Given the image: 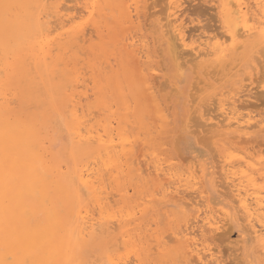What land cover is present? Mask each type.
<instances>
[{
    "label": "rangeland",
    "instance_id": "374dc122",
    "mask_svg": "<svg viewBox=\"0 0 264 264\" xmlns=\"http://www.w3.org/2000/svg\"><path fill=\"white\" fill-rule=\"evenodd\" d=\"M75 1L8 0V2H4L0 0V84H5H1L0 90L3 89L7 93L9 101L7 117L10 122L20 124L21 127L27 126L31 130L36 129L33 138L39 153L45 152V160L49 166L60 167V170L57 171L58 175L66 177L71 182L72 187L77 188V184L74 186L75 182L77 183L74 174L80 169H84L85 172H89L87 170L97 172V176L101 179V182L96 184L99 202L88 190L85 189L87 192L84 189L80 190L82 210L84 211L83 214L88 211L91 216L94 215V218L101 221L102 218L105 221L108 218L112 233H101L95 237L85 236L84 239H80L81 245L75 252L71 253V263L107 264L108 257H111L119 264H197L195 256L193 257L189 253L190 250H188L185 242L186 237H184L187 227L190 228L193 224L191 230L195 231L194 235L187 236L189 240L202 243L205 247L210 248L214 260L220 264H261L257 257L259 255L257 253L258 243L253 234L250 233L251 231L245 228L246 223L238 217L239 211L238 208L236 209L237 204L232 201L225 170L230 169L233 172L236 170L234 173L238 172L237 176L243 177L245 183L249 185V193L260 195L263 193L264 196V167H262L264 166V96H262V94L264 95V74L261 75L262 72L264 73L262 71L264 70L262 69L264 68L262 67L264 66V51L262 50L264 49L261 48V46L264 47V43L256 45L253 41L246 42L242 46L239 45L238 49L235 50L237 47H233L230 40L224 41V37L227 36V26L224 22V13L221 11L223 10V0H178L180 3L178 5H181L178 14L183 20L187 36H191L188 39L190 41L187 40L189 46H192L197 38L201 37L200 35L202 38L204 37V40L207 39L205 37H208V42L211 45H224L225 56L222 58L218 59L219 55L217 54L205 62L202 60L194 62V54L190 50L182 48L172 33V18L169 17L174 7L172 0H132L134 3L132 1L130 3V0H99L98 6L92 9L93 13L85 9L87 1L91 3L93 0ZM122 1H127L128 5ZM52 3L54 5L60 4L61 17L73 15L74 20L72 17H62L63 20H61L58 17L60 15L52 18L54 15L51 11L54 7ZM49 6L52 8L51 10ZM68 6H71V9ZM64 7H67V11ZM186 9H189L190 12ZM40 13L44 15L43 18L48 15V21L53 22V24L52 22L48 23L47 20L41 18V22L44 20L42 23L44 28L50 27L51 30H54L56 25L60 24L58 23L60 19L61 22L65 21L64 24L62 23L66 26L64 30L70 29V41L69 37L66 38L67 34L64 35L63 40L59 36L60 42L55 41L53 43L54 45L50 47L49 55L41 63V67L35 64V49L29 47L32 35L27 29L29 17L37 16ZM255 14L259 17L262 16L261 21L264 22L263 14L259 15V12H255ZM117 16L119 17L117 18ZM55 19L58 21L56 22ZM133 19L134 23H130ZM45 23L47 26L44 25ZM60 32V30L55 33L52 31L50 34L47 31L48 35H44L50 39H55V36L57 37ZM168 33L170 34L168 35ZM12 35L21 38L20 47L15 45ZM221 35L222 40L220 39ZM118 39L120 40L118 41ZM226 39L228 38L226 37ZM74 47L75 49H73ZM259 49L263 53L259 52ZM188 53H190V57ZM187 56L189 59L186 58ZM257 59L259 62L261 61V64ZM8 64L13 66H8ZM217 64L218 66H216ZM215 67H217V71ZM194 69L195 71H193ZM246 75L248 76L247 80L245 79ZM62 78L64 79L62 80ZM165 78H167V83ZM261 80L263 81L262 84L258 82ZM258 83L261 85H258L260 87L257 86ZM160 88L166 89L160 90ZM238 94L239 97H237ZM221 101L237 106L240 116H244L245 120L253 119L250 123L251 125L256 124V127H249L250 129L243 127L237 131L238 129L232 126L231 129L223 121V115H218L222 114L220 112ZM1 102L3 100L0 99ZM212 103H215V106ZM87 105L88 107H86ZM73 110H76L77 114H81L78 117L84 135L92 131L91 133L95 135H104L105 140L113 138L116 145L125 139L127 140L125 150L127 153L119 152L122 147H117L113 151L110 150L111 157L108 152L98 151L94 144L92 146L78 145L71 130L73 127ZM205 110H208L209 113L208 111L204 112ZM67 111L70 114L67 113L66 115ZM194 115L195 117H193ZM215 116L217 117L216 120ZM61 117L64 119L63 122L62 119H59ZM52 119L54 120L52 121ZM219 119L225 124H222ZM211 122L213 126L210 125ZM202 124L205 128L201 126ZM217 125H221V127L219 128ZM222 125L226 126L222 127ZM235 130L245 133L246 137H243L245 142L233 138L236 135ZM241 143L243 144L240 145ZM103 156L104 158H102ZM110 157L117 160L119 168L114 165L105 166V162ZM229 164L231 167L227 166ZM224 166L227 168L225 169ZM242 167L243 169H241ZM143 169L147 172L144 170L141 173ZM148 170L155 174L149 173ZM220 172L222 176L219 175ZM145 173L148 176H145ZM103 174L107 175H105L106 178ZM136 174L139 176L137 177ZM54 177H56L55 174ZM154 177L156 180L158 179V182L154 181ZM49 178L52 179V177ZM163 181H166V184ZM104 185L105 187H103ZM226 186L229 187V191ZM260 190H262L261 193H259ZM159 191L161 192L159 193ZM83 192L86 193V196L88 193V198L84 196L85 193ZM50 194L54 198L57 212L63 216L65 223L73 221V208L66 206L63 199L55 191L51 190ZM195 203H200V206L198 207V204L195 205ZM108 207L110 211H108ZM224 212H229L233 216V220L223 217ZM195 213L196 215H194ZM128 214L131 215L128 216ZM211 214L215 216L213 217ZM207 217L216 220L223 218L224 223L222 222L220 226L224 224V227L215 233L210 232L206 227L203 228L204 220ZM236 217L239 219L235 220ZM242 225H244V230L241 229ZM185 226H187L186 229ZM114 228H117L118 231ZM204 229L205 231L202 233ZM219 232L224 234L219 235ZM163 237L164 239H162ZM231 243L236 245L233 246ZM204 245H200L201 248ZM238 247L240 249H237ZM7 251L11 255H15L9 248ZM223 255L225 256L223 257ZM14 259L17 260L18 264H23L20 257ZM101 260L103 262H100Z\"/></svg>",
    "mask_w": 264,
    "mask_h": 264
},
{
    "label": "bare ground",
    "instance_id": "6f19581e",
    "mask_svg": "<svg viewBox=\"0 0 264 264\" xmlns=\"http://www.w3.org/2000/svg\"><path fill=\"white\" fill-rule=\"evenodd\" d=\"M4 2H8V0H3ZM46 1V0H45ZM69 1V0H67ZM71 1V0H70ZM75 1V0H74ZM80 1V0H79ZM125 1V0H124ZM132 0H130L129 2L131 3ZM134 1V0H133ZM132 1V2H133ZM144 1V0H143ZM168 1V0H167ZM173 1V11L171 12V14L169 15L170 18H172L171 22H172V33L174 34V37H176V39L180 42V46H182V48H186L187 50H190L191 53L194 54L195 56V60L194 62L197 60H202V61H206L209 58H211L214 55H219V58H222L223 56H225L224 54V45L221 44H215V45H211L208 41V37H205L207 39H203L202 35H200L201 37L197 38V41H193L194 44L192 46H189L187 43V40L189 39V37L191 38V36H187L186 30H185V26L183 23V20H181L180 15L178 14V9L179 6L178 0H172ZM193 1V0H192ZM209 1V0H208ZM76 2V1H75ZM98 2L99 0H93L91 1V3H88L85 6V9L88 10V12H92V9H95L98 6ZM123 2V1H122ZM191 2V1H190ZM188 2V3H190ZM214 2V1H213ZM74 3V2H73ZM80 3V2H79ZM124 4H127L126 2H123ZM134 3V2H133ZM170 3V1H169ZM187 3V4H188ZM51 4V3H50ZM53 4V3H52ZM75 4V3H74ZM81 4H84L81 2ZM105 4V3H104ZM109 4V3H108ZM123 4V5H124ZM180 4V3H179ZM54 5V4H53ZM64 5V4H63ZM85 5V4H84ZM125 6V5H124ZM123 6V7H124ZM130 6H132L130 4ZM221 6V5H220ZM60 4L57 3L54 5L53 9L50 8V10L52 11V18L53 16H57L61 14V8H60ZM71 6H68V8H70ZM117 7V6H116ZM127 7V6H125ZM124 7V8H125ZM142 7V6H141ZM193 7V5H192ZM212 7V6H211ZM35 8V7H34ZM65 11L67 7H64ZM83 8V7H82ZM130 8V7H127ZM126 8V9H127ZM133 8V7H132ZM215 8V7H214ZM41 9V8H40ZM71 9V8H70ZM69 9V11H70ZM84 9V10H85ZM107 9V8H106ZM123 9V8H122ZM121 9V10H122ZM210 9V8H209ZM85 10V11H86ZM118 10V9H117ZM124 10V9H123ZM128 10V9H127ZM133 10V9H132ZM189 10V9H186ZM214 10V9H212ZM49 11V10H48ZM76 11V10H75ZM94 11V10H93ZM109 11V9H108ZM134 11V10H133ZM223 11L224 13V22L227 26V36H225V34H222L223 36H225V42L228 40L231 41V45L233 47H237L235 50L238 49V46L246 42H255L256 45H261L264 43V22L261 21V17L262 16H258L255 14V12H259L261 14L264 15V0H223ZM50 12V11H49ZM60 12V13H59ZM73 12V11H72ZM80 12V11H78ZM77 12V14H78ZM81 12H83V10H81ZM80 12V14H81ZM140 12V11H139ZM169 12V10H168ZM190 12V10H189ZM67 13V12H66ZM86 13V12H85ZM118 13V12H117ZM120 13V11H119ZM123 13V12H122ZM47 14V13H46ZM72 14V13H70ZM76 14V15H77ZM84 14V12H83ZM202 14V13H201ZM42 15V17L40 16ZM74 15V16H76ZM117 15V14H116ZM122 15V14H121ZM191 15V14H190ZM19 16V15H18ZM43 14H38L37 16H30L29 17V21H28V25H27V29L29 30V33H31V41H30V48L35 49L34 50V57H35V64L39 67L42 66L41 63H43L48 55H49V49H51L50 47L52 45H54L53 43L55 41L60 42L58 39V37H62V40L64 39V35L67 34V37H69V41H70V29L64 30V26L63 24L65 23V21H60V19L62 17H69L71 18L73 15H71V17L69 15H63L60 17L59 22L60 24H62L61 26L56 25V27L54 28V30H51L50 27L44 28L43 27V22L44 20L48 21V15H47V19L43 18ZM80 16V15H79ZM78 16V17H79ZM84 16V15H83ZM91 16V15H90ZM129 16V15H128ZM77 17V18H78ZM103 17V16H102ZM119 16H117L118 18ZM121 17V16H120ZM200 17V16H199ZM18 18V17H16ZM41 18H43L44 20L41 22ZM90 18V17H89ZM108 18V17H107ZM185 18V17H184ZM187 18V17H186ZM73 19V17H72ZM81 19V18H80ZM101 19V18H100ZM112 19V18H111ZM169 19V18H168ZM216 19V18H215ZM264 19V17L262 18ZM56 22L58 21L57 19H55ZM63 20V19H61ZM65 20V18H64ZM68 20V18H67ZM74 20V19H73ZM103 20V19H102ZM110 20V19H108ZM132 20V18H131ZM70 21L72 22V20L70 19ZM98 21V20H97ZM101 21V20H100ZM125 21V20H123ZM215 21V20H214ZM52 22V21H51ZM50 21H48V23H51ZM85 22V21H84ZM134 23V19L133 21H130V23ZM57 23V24H58ZM201 23V22H200ZM53 24V22H52ZM76 24V23H75ZM170 24V23H169ZM44 25L47 26V24L45 23ZM68 25V23H67ZM78 25V24H77ZM120 25V24H119ZM171 25V24H170ZM49 26V24H48ZM69 26V25H68ZM91 26V25H90ZM202 27V26H201ZM217 27V26H216ZM168 28V27H167ZM120 29V28H119ZM169 29V28H168ZM167 29V30H168ZM197 29V28H196ZM195 29V30H196ZM216 29V28H215ZM60 30L61 32L57 35V37L55 36V39H50L48 38V36H45L44 34H47V31L51 32L53 31L54 33L56 31ZM71 30H73V28H71ZM93 30V29H92ZM94 31V30H93ZM155 31V30H154ZM153 31V32H154ZM95 32V31H94ZM169 32V30H168ZM171 32V31H170ZM192 32V31H191ZM207 32V31H206ZM210 32V31H209ZM218 32V31H217ZM35 34H37V36H35ZM87 34V33H86ZM124 34V33H123ZM122 34V36H123ZM170 33H168L169 35ZM215 34V33H214ZM217 34V33H216ZM39 35V36H38ZM167 35V36H168ZM213 35V34H212ZM221 35V40L223 39ZM125 36V35H124ZM17 35L13 36L12 35V39L15 43L16 46L20 47L21 46V38L18 37ZM170 37V36H169ZM172 37V36H171ZM170 37V38H171ZM226 37L228 39H226ZM20 38V39H19ZM72 38V37H71ZM81 38V37H79ZM88 38V37H87ZM123 38V37H121ZM218 38V37H217ZM216 38V40H217ZM218 38V39H219ZM19 39V40H18ZM23 39V38H22ZM91 39V38H90ZM169 39V38H168ZM175 39V38H174ZM99 40V38H98ZM120 39H118L119 41ZM173 40V39H172ZM67 42V40H65ZM81 41V40H79ZM127 41V40H126ZM155 41V40H154ZM190 41V40H188ZM192 41V39H191ZM72 42V41H71ZM99 42V41H98ZM175 42V41H174ZM192 42V43H193ZM73 43V42H72ZM80 43V42H79ZM217 43V42H216ZM65 45L67 43H64ZM86 44V42H85ZM124 44V43H122ZM126 44V43H125ZM124 44V45H125ZM175 44V45H176ZM253 44V45H255ZM171 45V44H170ZM177 45V46H178ZM191 45V44H190ZM68 46V45H67ZM137 46V45H135ZM78 47V46H77ZM80 47V46H79ZM111 47V46H110ZM129 47V45H128ZM159 47V45H158ZM259 47V46H258ZM72 48V47H71ZM113 48V47H111ZM182 48L180 49V51L182 50ZM262 49H264V47L261 46ZM260 48V49H261ZM75 49V47L73 48ZM77 49V48H76ZM84 49V48H83ZM126 49V48H124ZM253 49V48H252ZM259 49V52H261ZM261 49V50H262ZM58 50V49H57ZM60 50V49H59ZM80 50V49H79ZM133 50V49H132ZM185 50V49H184ZM53 51V50H52ZM78 51V50H77ZM75 51V52H77ZM134 51V50H133ZM140 51V50H139ZM172 52V50H170ZM264 51V50H262ZM56 52V51H55ZM62 52V50H61ZM81 52V50H80ZM136 52V51H134ZM187 52V51H185ZM189 52V51H188ZM78 53V52H77ZM162 53V52H161ZM178 53V52H177ZM180 53V52H179ZM182 53V52H181ZM263 53V52H261ZM260 53V54H261ZM55 54V53H54ZM114 54V53H113ZM112 54V55H113ZM185 54V53H184ZM189 57H190V53H188ZM191 54V55H193ZM85 52H84V56H85ZM126 55V54H125ZM162 55V54H161ZM174 56V54H172ZM176 55V54H175ZM177 56V55H176ZM180 56V55H179ZM182 56V55H181ZM186 57L189 59V57ZM262 56V55H261ZM264 56V55H263ZM143 57V56H142ZM257 57V56H256ZM86 58V57H85ZM174 58V57H173ZM177 58V57H175ZM254 58V57H253ZM258 58V57H257ZM234 59V58H233ZM256 59V58H255ZM4 60V59H3ZM65 60V59H64ZM137 60V59H136ZM210 60V59H209ZM82 61V59H81ZM135 61V60H134ZM138 61V60H137ZM183 61V60H181ZM257 61L259 62V59H257ZM83 62V61H82ZM105 62V61H104ZM103 62V63H104ZM162 62V61H161ZM199 62V61H198ZM257 64H261V61ZM264 62V61H263ZM262 62V63H263ZM114 63V62H113ZM140 63V61H139ZM183 63V62H182ZM201 63V62H200ZM180 64V63H179ZM259 64V65H260ZM2 65V64H1ZM136 65H138L136 63ZM192 65V64H191ZM229 65V64H228ZM8 66H13L12 64H8ZM31 66V63H30ZM59 66V65H58ZM101 66V65H100ZM103 66V64H102ZM101 66V67H102ZM142 66V65H140ZM138 66V67H140ZM178 66V65H177ZM181 66H183V64H181ZM197 66V65H196ZM218 66V64L216 65ZM261 66V65H260ZM46 67V66H44ZM179 67V66H178ZM209 67V66H208ZM228 67V66H226ZM259 67V66H258ZM264 67V66H262ZM33 68V67H32ZM105 68V66H104ZM195 68V67H194ZM197 68V67H196ZM205 68V67H204ZM211 68V67H210ZM217 67H215V70ZM223 68V67H222ZM236 68V67H235ZM255 68H257V66H255ZM260 68V67H259ZM7 69V68H5ZM85 69V68H84ZM137 69V68H136ZM141 69V68H140ZM182 69V68H181ZM213 69V68H212ZM261 69V68H260ZM264 69V68H262ZM261 69V70H262ZM83 70V69H82ZM226 70V69H225ZM254 70V69H253ZM5 71V70H4ZM46 71V70H45ZM86 71V70H84ZM195 71V69L193 70ZM243 72V70H241ZM256 71V69H255ZM264 71V70H262ZM2 72V71H1ZM47 72V71H46ZM90 72V71H89ZM26 73V72H25ZM96 73V72H95ZM138 73V72H137ZM165 73V72H164ZM207 73V72H206ZM213 73V72H212ZM215 73V72H214ZM213 73V74H214ZM73 74V73H72ZM205 74V73H203ZM210 74V72H209ZM264 73L262 72L261 75H263ZM206 75V74H205ZM219 75V74H218ZM197 76V75H196ZM3 77V76H2ZM1 77V78H2ZM61 77V76H60ZM138 77V76H137ZM248 76L246 75L245 79L247 80ZM154 78V77H153ZM158 78V77H157ZM197 78V77H196ZM263 78V76H262ZM56 79V77H55ZM64 78H62L63 80ZM254 79V78H253ZM256 79V78H255ZM261 79V78H260ZM87 80V79H86ZM165 82L167 83V78H165ZM75 81V80H74ZM200 81V80H199ZM264 81V79H263ZM263 81H258L261 82V84L263 83ZM76 82V81H75ZM203 82V81H202ZM256 82V81H255ZM79 83V82H78ZM84 83V82H83ZM165 83V84H166ZM4 84V83H1ZM0 84V86H1ZM256 84V83H255ZM5 85V84H4ZM80 85V84H79ZM85 85V84H84ZM83 85V86H84ZM162 85V84H161ZM260 85L259 83L257 84V86ZM3 86V85H2ZM7 86V85H6ZM245 86V85H244ZM261 86V85H260ZM258 86V87H260ZM166 87V86H165ZM167 88V87H166ZM165 88V89H166ZM7 89V88H6ZM163 89V88H162ZM160 88V90H162ZM163 89V90H165ZM174 89V87H173ZM242 89V88H241ZM252 89V88H251ZM84 90V88H83ZM240 90V89H239ZM198 91V90H197ZM244 91V90H243ZM258 91V90H257ZM13 92V91H12ZM148 92V91H146ZM245 92V91H244ZM263 92V91H262ZM161 93V92H160ZM224 93V92H223ZM242 93V92H241ZM239 93V94H241ZM261 93V92H260ZM12 94V93H11ZM145 94V93H144ZM239 94L237 97H239ZM244 94V93H243ZM252 94V93H251ZM254 94V93H253ZM258 94V93H257ZM0 95L2 96L0 99L3 100V102L0 103V264H18L17 260L14 259L15 257H20V261L24 264H72L71 263V253L75 252L79 246L81 245V241L80 239H84L85 236H91V237H95L98 234H105V233H109L111 230V223L110 220L106 221L103 220L105 223H103L101 220H98L96 218H94L93 216L90 215V213L88 211L85 212V214H83V210H82V201H81V196H80V190L82 189H86L89 192H91L93 194L94 199L99 202V198H98V187L96 186V184L98 182H101L99 179V177L97 176V172H90L91 170H87L89 172H85L84 169H80L79 171H76V179H77V183L75 182L74 186L77 184V188L72 187V185L70 184L71 182L66 178V177H60L57 173L58 170H60V167L58 166H49L47 161L45 160V152L39 153V149L36 147L35 143H34V134H35V130H31L29 127H21L20 124H16V123H12L10 122L9 118L7 117V108L9 105V101L7 98V93L5 90L1 89L0 90ZM250 95V94H249ZM110 96V95H109ZM241 96V95H240ZM262 96H264L262 94ZM170 97V96H169ZM168 97V99H169ZM227 97V96H226ZM229 97V96H228ZM248 97V96H247ZM261 97V96H260ZM75 98V97H74ZM91 98V97H90ZM245 98V96H244ZM112 99V98H111ZM167 99V100H168ZM212 99V98H211ZM216 99V98H215ZM241 99V98H240ZM254 99V98H253ZM264 99V98H263ZM84 100V99H83ZM214 100V99H213ZM237 100V99H236ZM207 101V100H206ZM212 101V100H211ZM245 101V100H244ZM73 103V102H72ZM207 103V102H206ZM252 103V102H251ZM88 104V103H87ZM213 104V103H212ZM233 104V103H232ZM116 105V104H115ZM211 105V104H209ZM215 106V103L213 104ZM238 105V104H237ZM243 105V104H241ZM240 105V106H241ZM262 105V104H261ZM68 106V105H67ZM90 106V105H89ZM71 107H74L71 105ZM88 107V105L86 106ZM70 108V106H69ZM208 109V106L206 107ZM124 109V108H123ZM210 109H212V107L210 106ZM209 109V110H210ZM237 106L235 107L234 105L229 104V102H220V112H222V114H218L219 116L223 115L224 120L228 126L231 128L232 126H235L239 131V128H252V127H256V124H252L251 125V120L253 119H247L244 116H240V114L237 110ZM247 109V108H246ZM216 110V109H215ZM208 110H205L204 112H206ZM212 111V110H211ZM79 112V111H78ZM93 112V111H92ZM216 112V111H213ZM70 114L68 111L66 112V115ZM209 113V111H208ZM207 113V115H208ZM56 114V113H55ZM206 114V113H205ZM57 115V114H56ZM81 114H77L76 110L72 111V118H73V127L71 128V130L73 131V134L75 135V139H76V143L80 146L83 145H96V148L98 151H105L108 152V154L111 155V151H113V149L117 148V147H122V150H119V152H123V153H127L126 150V142L127 140L123 139L119 145L114 144L115 140L113 138H109L108 140L104 139V135H100V134H93L91 132H89L87 135H84L82 133L83 129H81V122H80V118L78 117ZM91 115V114H90ZM246 115V114H245ZM69 116V115H68ZM71 116V115H70ZM69 116V117H70ZM87 116V115H86ZM96 116V115H95ZM204 116V115H203ZM217 116V115H216ZM215 116V120L217 119V117ZM218 116V117H219ZM68 117V118H69ZM93 117V116H92ZM151 117V116H150ZM195 117V115L193 116ZM214 117V116H213ZM255 117V116H254ZM98 118V117H97ZM60 120L62 119L59 118ZM83 119V118H82ZM93 119V118H92ZM54 119H52L53 121ZM64 119H62L63 122ZM207 120V118H206ZM214 120V118H213ZM56 121V120H55ZM54 121V122H55ZM59 121V120H58ZM91 121V120H90ZM89 121V122H90ZM123 121V120H122ZM121 121V123H122ZM150 121V120H148ZM219 121H221L219 119ZM53 122V123H54ZM87 122V121H86ZM214 122V121H213ZM222 122V121H221ZM194 123V122H193ZM219 123V122H218ZM57 124V123H55ZM59 124V123H58ZM62 123L60 122V125ZM156 124V123H155ZM205 124V123H204ZM222 124H225L222 122ZM258 124V123H257ZM260 124V123H259ZM206 125V124H205ZM210 125L213 126L212 122L210 123ZM23 126V125H22ZM58 126V125H57ZM65 126V125H64ZM196 126H200V125H196ZM201 126L204 127V125L202 124ZM218 126V125H217ZM226 126V125H224ZM222 125V127H224ZM258 126V125H257ZM219 128L221 127L218 126ZM217 127V128H218ZM53 128V127H52ZM205 128V127H204ZM210 128V127H208ZM207 128V129H208ZM216 128V127H215ZM214 128V130H215ZM216 128V129H217ZM228 128V127H227ZM234 128V127H233ZM249 128V129H250ZM259 128V127H258ZM60 129V128H59ZM211 129V128H210ZM223 129V128H222ZM232 129V128H231ZM64 130V129H63ZM87 130V129H86ZM102 130V129H101ZM204 130V129H203ZM213 130V128H212ZM225 130V129H224ZM85 131V130H84ZM97 131V130H96ZM115 131V130H114ZM205 131V130H204ZM227 131V130H226ZM229 131V130H228ZM231 131V130H230ZM236 131V130H235ZM235 132L236 135L233 137L234 139H240V142H245L243 140H245L243 137L245 136V133L242 132ZM249 131V130H248ZM63 132V131H62ZM87 132V131H86ZM247 132V131H246ZM118 133V132H117ZM214 133V132H213ZM208 135V133H206ZM70 136V135H69ZM211 136V135H210ZM218 137V135H216ZM224 136V135H223ZM142 137V136H141ZM246 137V136H245ZM70 138V137H69ZM116 138V137H115ZM222 138V136H221ZM229 138V137H228ZM73 139V138H72ZM120 139V138H118ZM176 139V138H175ZM213 139V138H212ZM71 140V139H70ZM254 141H256L254 139ZM213 142V140H212ZM239 142V143H240ZM247 142V141H246ZM249 142V141H248ZM252 142V141H251ZM258 142V141H257ZM256 142V143H257ZM71 143V142H70ZM73 143V142H72ZM233 143V142H232ZM254 143V142H253ZM259 143V142H258ZM213 144V143H211ZM238 144V143H237ZM243 143H241L240 145H242ZM72 145V144H70ZM69 145V146H70ZM151 145V144H150ZM264 146V145H263ZM135 147V146H134ZM210 147V146H209ZM42 148V147H41ZM71 148V147H70ZM178 149V148H177ZM179 150V149H178ZM213 150H214V146H213ZM136 151V150H135ZM248 151V149H247ZM216 153V151H214ZM218 152V151H217ZM254 152V151H253ZM178 153V152H177ZM255 153V152H254ZM261 153V152H258ZM264 153V152H263ZM102 155V154H101ZM115 155V153H114ZM125 155V154H124ZM132 155V154H131ZM122 156V155H121ZM128 156V155H127ZM133 156V155H132ZM180 156V155H179ZM213 156V155H212ZM215 156V155H214ZM109 158V160L107 162H105V166H115L116 168H119L118 162L116 159L114 158ZM120 157V156H119ZM73 158V157H72ZM98 159V157H96ZM101 158V157H100ZM104 158V156L102 157ZM126 158V156H125ZM214 158V157H213ZM217 158V157H216ZM228 159V158H227ZM140 160V159H139ZM144 160V159H143ZM190 160V159H188ZM98 161V160H97ZM102 161V160H101ZM258 161V160H257ZM140 162V161H139ZM263 162V161H262ZM261 162V164H262ZM101 163V162H100ZM145 163V162H144ZM218 163V162H217ZM232 163V162H231ZM240 163V162H239ZM102 164V163H101ZM138 164V163H137ZM150 164V163H148ZM227 164V162H226ZM260 164V163H259ZM130 165V164H129ZM140 165V164H139ZM157 165V164H156ZM217 165V164H216ZM219 165V164H218ZM221 165V164H220ZM231 164L227 165L229 167ZM95 166V165H94ZM226 166V165H225ZM224 166V167H225ZM238 166V165H237ZM236 166V167H237ZM89 167V166H88ZM103 167V164H102ZM123 167V166H122ZM142 167V166H141ZM146 167V166H145ZM149 167V166H148ZM218 167V166H217ZM239 167V166H238ZM264 167V166H262ZM94 168V167H93ZM106 168V167H105ZM153 168V167H152ZM220 168V166H219ZM227 167H225L226 169ZM240 168V167H239ZM98 169V168H97ZM104 169V167H103ZM109 169V168H107ZM147 169V168H145ZM143 169L141 173H143V171L145 170ZM233 169V168H232ZM243 169V167L241 168ZM95 170V168L93 169ZM92 170V171H93ZM99 170V169H98ZM97 170V171H98ZM105 170V169H104ZM152 170V169H151ZM218 170V168H217ZM234 170V169H233ZM245 170V169H244ZM110 171V170H109ZM114 171V170H113ZM123 171V170H122ZM149 171V170H148ZM153 171V170H152ZM152 171H149V173H151ZM236 171V170H235ZM234 171V172H235ZM105 173V171H103ZM111 172V171H110ZM115 172V171H114ZM121 172V171H120ZM145 172H147L145 170ZM217 172V171H215ZM233 171H231L230 169L225 170V176L227 178V181H229V184L227 186H230V195L232 196L231 198H233L232 201H234V203H236L235 205L237 206L236 209L238 208V217L240 219H242L245 223H246V227L248 228V230H250L254 236V239L257 241L258 243V259L260 261L261 264H264V196L262 190H260L259 193L260 194H251L249 193L250 189L248 190L249 185L247 183H245L246 181L244 180L243 177H238L237 173H234ZM250 172V171H249ZM109 173V172H108ZM118 173V172H117ZM153 173V172H152ZM189 173V172H188ZM218 173V172H217ZM216 173V174H217ZM55 174L56 177L53 178V175ZM155 174V173H153ZM221 174V172L219 173V175ZM47 175V176H46ZM100 175V173H99ZM102 175V174H101ZM104 177L106 174H103ZM134 175V174H133ZM137 175V174H136ZM145 176L147 175L146 173L144 174ZM150 175V174H149ZM159 175V173H158ZM175 175V174H174ZM224 175V174H223ZM256 175V174H255ZM107 176V175H106ZM139 175H137L138 177ZM148 176V175H147ZM169 176V174H168ZM222 176V175H220ZM49 177H52L49 178ZM73 177V178H74ZM110 177V176H109ZM136 177V176H134ZM156 177V176H155ZM154 177V181H157L156 178ZM161 177V176H160ZM188 177V176H187ZM193 177V175H192ZM49 178V179H48ZM106 178V177H105ZM152 178V177H151ZM175 178V177H174ZM217 178V177H216ZM225 178V177H224ZM75 180V179H74ZM106 181L109 182V180L105 179ZM104 180V181H105ZM134 180V179H133ZM136 180V179H135ZM139 180V179H137ZM161 180V179H160ZM172 180V179H171ZM170 180V182H171ZM181 180V179H180ZM223 180V179H222ZM256 180V179H255ZM259 180V179H258ZM262 180V179H260ZM76 181V180H75ZM162 181V180H161ZM168 181V180H167ZM177 181V180H176ZM192 181V180H191ZM201 181V180H200ZM224 181V180H223ZM74 182V181H73ZM107 182V183H108ZM141 182V180H140ZM158 182V181H157ZM166 182V181H165ZM163 181V183H165ZM169 182V181H168ZM106 183V184H107ZM112 183V182H111ZM178 183V182H177ZM228 183V182H227ZM226 183V184H227ZM105 184V183H104ZM141 184V183H140ZM152 184V183H151ZM166 184V183H165ZM164 184V185H165ZM102 185V183H101ZM127 185V183H126ZM170 185V184H169ZM176 185V184H175ZM180 185V184H179ZM192 185V184H191ZM226 189L228 190L229 187ZM105 187V185L103 186ZM122 187V186H121ZM128 187V185H127ZM125 187V188H127ZM139 187H141V185H139ZM168 187V186H167ZM223 188V186H221ZM225 187V186H224ZM109 188V186H108ZM136 188V187H135ZM170 188V187H169ZM174 188V187H173ZM172 188V189H173ZM156 189V188H155ZM154 189V190H155ZM53 190L55 191L57 194L60 195V198L63 199V203L66 204V206H68L69 208L72 207V217H73V221H71L70 223H65V220L63 219V216H61L57 210H56V205H55V201L53 196H51L50 191ZM85 190V192H87ZM135 190V189H134ZM259 190V189H258ZM109 191V190H108ZM157 191V190H156ZM164 191V190H163ZM171 191V189H170ZM184 191V190H183ZM194 191V190H193ZM229 191V190H228ZM83 192V193H85ZM141 192V191H138ZM161 191H159L160 193ZM167 192V191H166ZM198 192V191H197ZM204 192V191H203ZM256 192V191H255ZM253 192V193H255ZM102 193V191H101ZM158 193V192H157ZM184 193V192H183ZM182 193V194H183ZM190 193V192H189ZM220 193V192H219ZM229 193V192H228ZM258 193V192H256ZM90 194V193H89ZM142 194V193H140ZM168 194V193H167ZM166 194V196H167ZM193 194V193H192ZM115 195V194H114ZM160 195V194H159ZM170 195V194H168ZM176 195V194H175ZM174 195V198H175ZM185 195V194H184ZM223 195V194H222ZM84 196H86V193L84 194ZM92 196V195H91ZM172 197V195H170ZM138 197V196H137ZM140 197V196H139ZM144 197V196H143ZM169 197V196H168ZM177 197V196H176ZM179 197V196H178ZM186 197V196H185ZM86 198H88V193ZM182 198V196H181ZM104 199V198H103ZM170 199V197H169ZM176 199V198H175ZM191 199V197H190ZM88 200V199H87ZM111 200V199H110ZM168 200V199H167ZM173 200V199H172ZM180 200V199H178ZM92 201V200H91ZM89 201V202H91ZM176 201V200H175ZM199 201V200H198ZM94 203V201H92ZM155 202V201H153ZM171 202V201H170ZM196 202V201H195ZM203 202V201H201ZM163 203V202H162ZM105 204V203H103ZM138 203L136 202V205ZM141 204V203H140ZM198 204V203H197ZM195 203V205H197ZM200 204V203H199ZM198 204V207L200 206ZM84 205V204H83ZM95 205V204H94ZM189 205V204H187ZM194 205V206H195ZM204 205V204H203ZM126 206V205H125ZM211 207V205H209ZM63 207V206H62ZM88 207V206H87ZM138 207V206H137ZM190 208V206H187ZM94 208V207H93ZM115 208V206H114ZM125 208V207H123ZM205 208V207H204ZM213 209V207H211ZM90 209V208H87ZM97 209V208H95ZM101 209V208H100ZM109 209V207H108ZM91 210V209H90ZM104 210V209H102ZM185 210V209H184ZM191 210V209H188ZM187 210V212H188ZM216 210V209H215ZM62 211V210H61ZM99 211V210H97ZM110 211V209L108 210ZM115 211V210H114ZM179 211V210H178ZM208 211V210H207ZM211 211V210H210ZM219 211V210H218ZM91 212V211H90ZM124 212V211H123ZM190 212V211H189ZM199 212V211H198ZM197 212V213H198ZM202 212V211H201ZM101 213V212H100ZM104 213V212H103ZM117 213V212H116ZM192 213V212H191ZM205 213V212H204ZM239 213H241V215H239ZM97 214V213H96ZM104 214H107L106 212ZM126 214V213H125ZM208 214V213H207ZM215 214V213H214ZM219 214V212H218ZM221 214V213H220ZM99 215V214H98ZM102 215V214H101ZM131 214H128V216H130ZM157 215V214H156ZM160 216H162V214H159ZM164 215V214H163ZM185 215V214H183ZM193 215V213H192ZM196 215V213L194 214ZM212 215V214H211ZM223 215V213H222ZM221 215V216H222ZM105 216V215H104ZM114 216V215H113ZM202 216V214H201ZM213 216V215H212ZM215 216V215H214ZM213 216V217H214ZM127 217V216H126ZM197 217V216H196ZM199 217V216H198ZM217 217V216H216ZM219 217V216H218ZM223 217H227L229 220H233V216L229 213V212H224V216ZM236 217L234 218L235 220H238L239 218ZM166 218V217H165ZM164 218V219H165ZM201 218V217H200ZM222 218V217H221ZM160 219V218H159ZM167 219V218H166ZM190 219V218H189ZM226 219V218H225ZM190 220H193L192 218ZM224 221V219L222 218L221 220H216L212 217H207L206 220H204V224H203V228H208V230H210V232L215 233L216 231L221 230L224 227H221L220 224ZM112 221V220H111ZM120 221V220H119ZM227 221V220H226ZM225 221V222H226ZM199 222V221H198ZM228 222V221H227ZM133 223V222H132ZM194 223V222H192ZM197 223V222H196ZM195 223V224H196ZM224 223V222H223ZM177 224V223H176ZM226 224V223H225ZM228 224V223H227ZM191 225V224H190ZM193 225V224H192ZM191 225V227H192ZM197 225V224H196ZM116 226V224H115ZM242 225V228L243 229ZM117 227V226H116ZM182 227V226H181ZM187 226H185L186 229ZM191 227L186 229L187 232H184V237H186V244H187V248L188 250H190V254L191 256L193 255V257L196 259L197 264H220V262H218L217 260H214V255L211 252L210 248L205 247L204 244H200L199 242H194L189 240V238L187 237L188 235H194V231L191 230ZM194 227V226H193ZM198 227V226H197ZM221 228V229H220ZM115 230L117 228H114ZM119 229V228H118ZM143 229V228H142ZM201 229V228H200ZM114 232L117 233L116 230ZM139 230V229H138ZM181 230V229H180ZM244 230V229H243ZM246 230V229H245ZM151 231V230H150ZM170 231V230H169ZM205 229L202 230V233H204ZM200 232V231H199ZM228 232V231H227ZM227 232H225L227 234ZM112 233V232H110ZM170 233V232H169ZM168 233V234H169ZM181 233V232H180ZM218 233V232H217ZM231 233V232H229ZM228 233V234H229ZM177 234V233H176ZM222 235L224 233H220L219 235ZM126 235V234H125ZM141 235V233H140ZM171 235V234H170ZM178 235L179 232H178ZM200 235V234H199ZM198 235V236H199ZM251 235V234H250ZM109 236V235H108ZM111 236V235H110ZM136 236V235H135ZM226 236V235H224ZM116 237V236H115ZM120 237V236H118ZM117 237V238H118ZM125 237V236H124ZM172 238V236H170ZM190 237V236H189ZM196 236H194V239ZM200 237V236H199ZM252 237V236H251ZM107 238V237H106ZM132 238V237H131ZM136 238V237H135ZM174 238V237H173ZM182 238V237H181ZM180 238V239H181ZM114 239V238H113ZM137 239V238H136ZM135 239V240H136ZM141 239V238H140ZM143 239V238H142ZM164 239V237L162 238ZM177 239V238H176ZM112 240V238H111ZM116 240V239H114ZM122 240V239H121ZM170 240V239H169ZM175 240V239H174ZM179 240V239H178ZM200 240V239H199ZM109 241V240H108ZM107 241V242H108ZM197 241V240H196ZM225 241V240H224ZM162 243V242H161ZM172 243V242H171ZM176 243V241H175ZM113 244V243H112ZM122 244V242H121ZM124 244V243H123ZM138 244V243H137ZM159 244V243H157ZM204 245L202 248L201 246ZM230 244V243H229ZM84 245V244H83ZM109 245V244H108ZM231 245H236V244H232ZM120 246V245H119ZM129 246V245H128ZM200 246V247H199ZM121 247V246H120ZM119 247V248H120ZM160 247V246H159ZM158 247V248H159ZM230 247V246H228ZM232 247V246H231ZM10 249L11 251L14 252V256L10 254V252L7 251V249ZM123 248V247H122ZM121 248V249H122ZM139 248V247H138ZM133 249V248H132ZM147 249V248H146ZM232 249V248H231ZM234 249V247H233ZM237 249H240L239 247ZM236 249V250H237ZM222 250V249H221ZM257 250V249H255ZM120 251V249H119ZM158 251V250H157ZM171 251H175V250H171ZM223 251V250H222ZM159 252V251H158ZM178 252V251H177ZM183 253V252H182ZM188 253V252H186ZM188 253V254H189ZM156 254V253H155ZM180 254V253H179ZM208 254V255H206ZM185 255V254H183ZM230 255V254H229ZM228 255V257H229ZM133 256V255H132ZM208 256V258H207ZM225 255H223L224 257ZM241 256V255H239ZM238 256V257H239ZM260 256V257H259ZM129 257V256H128ZM116 258V257H115ZM123 258V257H121ZM193 258V261H194ZM234 258V257H233ZM119 259V258H118ZM181 259V258H179ZM178 259V261H179ZM240 259V258H239ZM16 260V261H15ZM99 260V259H97ZM104 260V259H103ZM115 259L108 257V262L107 264H119V262L117 261V263L114 261ZM122 260V259H120ZM234 260V259H233ZM232 260V261H233ZM243 260V259H242ZM105 261V260H104ZM220 261V260H219ZM237 261V260H236ZM235 261V262H236ZM86 262V261H85ZM98 262V261H97ZM100 262H103L102 260ZM195 262V261H194ZM238 262V261H237ZM87 263V262H86ZM156 263V262H155ZM240 263V262H238ZM79 264V263H77ZM103 264V263H101ZM122 264V263H120ZM130 264V263H129ZM132 264V263H131ZM196 264V263H195ZM227 264V263H226Z\"/></svg>",
    "mask_w": 264,
    "mask_h": 264
}]
</instances>
